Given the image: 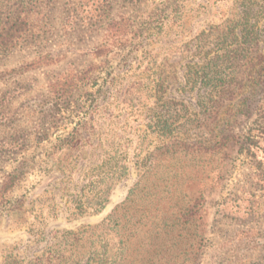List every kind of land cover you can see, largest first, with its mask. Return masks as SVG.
<instances>
[{
    "label": "rangeland",
    "instance_id": "obj_1",
    "mask_svg": "<svg viewBox=\"0 0 264 264\" xmlns=\"http://www.w3.org/2000/svg\"><path fill=\"white\" fill-rule=\"evenodd\" d=\"M0 33V264L109 215L59 264H264V0H0Z\"/></svg>",
    "mask_w": 264,
    "mask_h": 264
},
{
    "label": "trees",
    "instance_id": "obj_2",
    "mask_svg": "<svg viewBox=\"0 0 264 264\" xmlns=\"http://www.w3.org/2000/svg\"><path fill=\"white\" fill-rule=\"evenodd\" d=\"M246 9L249 10L248 8ZM247 12L248 11H244V17L248 15L246 14ZM1 36L3 37L2 33H0V38ZM238 38L239 40L237 46L231 49L232 55H230L233 56L236 61H242V59L244 60L245 56L249 54V48L254 46L255 41L254 36H252V33H250L247 26L242 29ZM222 86L224 91L229 86V83H224ZM78 132V129L75 128L68 134L66 141L70 146L66 149H81L78 146V142H80V140L85 141V139H80L78 137ZM121 168L126 170V167L123 165L119 166L116 163H110L106 157H103L102 161L93 165L92 168H85L83 180H86V182L83 183L81 187L82 189L77 191L76 195H74V199L72 200L74 206L73 214L76 217L85 214H97L105 207L108 202L112 180L114 177L119 176V173L122 170ZM67 170L73 174L77 171V168L76 166H73ZM124 170H122L123 173ZM15 180H17L16 175H9L6 185L9 186V188L12 187ZM7 186H5V188H7ZM6 190L7 189L4 191ZM111 218L112 216L109 215L105 217L101 223L92 227L79 228L75 231H65L62 239L58 241L56 245L50 246L48 251L41 255V257L35 259L33 264H59L63 256L61 251H63L66 244H70L73 249L77 248L82 241H86L90 236L94 235L93 230L104 231L105 229H108L107 221ZM76 254L81 255L82 251L78 250L76 251ZM52 261L55 263H52Z\"/></svg>",
    "mask_w": 264,
    "mask_h": 264
}]
</instances>
